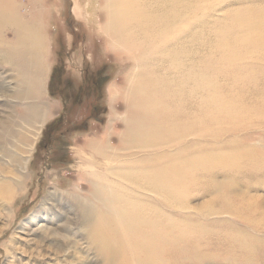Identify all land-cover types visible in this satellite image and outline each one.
<instances>
[{"label":"bare ground","instance_id":"6f19581e","mask_svg":"<svg viewBox=\"0 0 264 264\" xmlns=\"http://www.w3.org/2000/svg\"><path fill=\"white\" fill-rule=\"evenodd\" d=\"M73 2L75 18L86 22L83 11L93 13L92 23L107 36L108 49L133 62L130 85H109L111 114L120 98L128 114L124 132L117 136L123 153L110 154V146L97 148L93 155L76 151L79 172L94 180L92 196L99 205L92 211L97 217L94 232L104 235L107 247L121 251L119 264H182L191 255L186 243L195 237L191 231L180 233L184 226L194 227L185 221V203L194 187L211 188L212 201L198 212L203 218L228 214L239 219L245 210L252 212L241 210L237 192H229L235 189L228 183L204 182L212 176L210 169L223 167L233 174L239 171L238 163L251 171L259 164H248L252 149L243 148L241 141L264 148V134H258L263 133L264 117L251 118L257 108L264 109V91L252 75L254 70L264 74L263 9L246 6L220 21L224 15L219 10L229 0H83V8L81 0ZM21 7L20 0H0V61L19 73L27 97L36 101L24 113L38 124L40 136L57 110L41 99L53 64L46 60L43 18L36 14L30 24ZM209 27L215 39L207 46L203 33ZM196 40L199 50L193 48ZM243 71L250 78L243 77ZM223 77L231 80L232 89L244 92L252 85V101L263 105L248 103L243 94L221 96ZM228 101L242 104L231 108ZM244 113L249 118L240 116ZM224 137L223 143L232 142L229 153L220 151ZM214 144L221 153L210 147ZM8 194L15 195L11 190ZM262 225L261 220L251 224L257 229ZM165 253L173 256L166 259Z\"/></svg>","mask_w":264,"mask_h":264},{"label":"rangeland","instance_id":"374dc122","mask_svg":"<svg viewBox=\"0 0 264 264\" xmlns=\"http://www.w3.org/2000/svg\"><path fill=\"white\" fill-rule=\"evenodd\" d=\"M236 1L229 0L219 10L224 16L216 18L223 21L230 18L231 12L246 6L258 12L263 9L264 13V0L248 4ZM20 2L22 12L27 10L30 24L36 22V14L43 18L46 60L53 68L49 84V75L44 82L41 99L54 104L57 110L38 136V124L24 113V108L36 101L27 97V86L19 73L0 61V264H119L117 256L121 251L107 247L104 235L99 237L94 232L97 217L92 211L99 208L92 196L94 180L79 172L76 151L81 149L86 155H93L97 148L110 146L114 148L109 149L110 154L121 156L123 153L117 136L124 132L123 121L128 114L121 98L111 114L109 85L114 83L116 88L125 83L130 85L128 75L133 62L108 49L107 36L99 34L92 23L93 13L83 11L86 22L75 18L73 0H37L36 5L30 0ZM84 3L81 0L82 8ZM206 30L203 43L210 46L215 39L214 30L211 27ZM193 48L199 50V40L194 41ZM56 70H61L62 75H55L51 94V79ZM253 73L264 91V74L257 70ZM250 75L242 72L243 77L250 78ZM219 81L221 96L243 94L248 103L263 105L252 101V85H247L243 92L232 89L231 80L226 77ZM261 96L264 99V94ZM228 103L231 108L242 104ZM95 108L100 111L95 112ZM261 111L264 109L257 108L251 118L262 119ZM240 116L249 118L250 115ZM49 126L56 141H50L47 148V141H42ZM258 134H264V129ZM224 139L219 142L223 143ZM241 143L243 148L252 149L248 164H259L251 171L252 167L244 162L238 163L239 171L233 174L222 170L223 167L210 169L212 176L204 183H228L235 189L228 191L237 192V197L233 196L239 199L241 210L251 208L252 212L245 210L239 219L228 214L203 218L198 212L212 201L211 188L194 187L185 203L189 211L185 221L194 227L186 230L184 226L180 233L191 231L195 237L186 243L191 255L182 264H264V148L259 143L251 147ZM210 147L219 151L215 144ZM220 147L222 153H229L232 142L226 141ZM8 190L15 194L13 198ZM259 220L263 222L260 229L251 226ZM172 256L165 253L163 257Z\"/></svg>","mask_w":264,"mask_h":264},{"label":"trees","instance_id":"16d2710c","mask_svg":"<svg viewBox=\"0 0 264 264\" xmlns=\"http://www.w3.org/2000/svg\"><path fill=\"white\" fill-rule=\"evenodd\" d=\"M59 69V68H58ZM59 71H61V70H59ZM58 70H56V72L54 73V76H53V78L51 79V84H50V92H51V94H52V89H53V80H54V77H55V75L56 74H59L60 76L62 75V73H60ZM80 90H83V88H82V86L80 87ZM77 95H79V90H78V94ZM69 107V106H68ZM100 111V109L99 108H95V112H99ZM53 125V124H52ZM50 128H52V126H49V128H48V130H46L45 131V134H44V138H43V141L42 142H44L45 140L47 141V144H46V147L48 148L49 147V142L51 141L52 142V140L53 141H56L55 139H53V138H55V134L53 135V129H50ZM54 128V127H53ZM46 148V149H47Z\"/></svg>","mask_w":264,"mask_h":264}]
</instances>
